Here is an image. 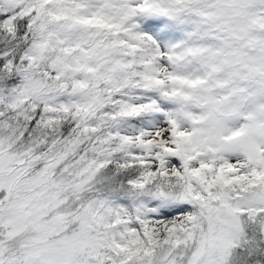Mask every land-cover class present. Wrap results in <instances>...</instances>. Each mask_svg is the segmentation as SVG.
Here are the masks:
<instances>
[{
  "label": "snow or ice",
  "instance_id": "1",
  "mask_svg": "<svg viewBox=\"0 0 264 264\" xmlns=\"http://www.w3.org/2000/svg\"><path fill=\"white\" fill-rule=\"evenodd\" d=\"M0 264H264V0H0Z\"/></svg>",
  "mask_w": 264,
  "mask_h": 264
}]
</instances>
